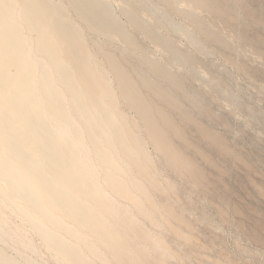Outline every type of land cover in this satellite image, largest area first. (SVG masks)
<instances>
[{"label": "clouds", "instance_id": "clouds-1", "mask_svg": "<svg viewBox=\"0 0 264 264\" xmlns=\"http://www.w3.org/2000/svg\"><path fill=\"white\" fill-rule=\"evenodd\" d=\"M0 264H264V0H0Z\"/></svg>", "mask_w": 264, "mask_h": 264}]
</instances>
